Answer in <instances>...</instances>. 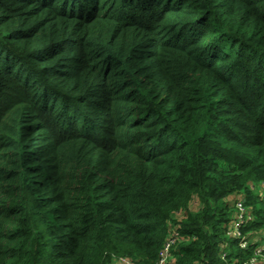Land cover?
I'll return each mask as SVG.
<instances>
[{
	"label": "trees",
	"instance_id": "1",
	"mask_svg": "<svg viewBox=\"0 0 264 264\" xmlns=\"http://www.w3.org/2000/svg\"><path fill=\"white\" fill-rule=\"evenodd\" d=\"M262 246L264 0H0V264Z\"/></svg>",
	"mask_w": 264,
	"mask_h": 264
},
{
	"label": "built area",
	"instance_id": "2",
	"mask_svg": "<svg viewBox=\"0 0 264 264\" xmlns=\"http://www.w3.org/2000/svg\"><path fill=\"white\" fill-rule=\"evenodd\" d=\"M237 209H238L239 217H238V222L235 224L234 230H236V234L238 236L236 238L237 239H241V242H240V245H239L240 248L246 249L247 248V245H248V242L245 240L244 237L239 236V231L238 230H239V227L243 224V222L246 219V216L248 214H247L246 208L244 206H242L240 203L237 204ZM242 239H243V241H242ZM173 244H174V240H173V238H171L169 240V242L165 246L166 247L165 248V252H167V250ZM165 252L162 254V259L160 260V262L158 264H164L165 263L166 258H167ZM263 252H264V246L260 247L259 249L257 248L256 251H255L254 257L251 258L249 261L244 262L243 264H258L259 263V260H261L262 263H263L264 262ZM259 257H260V259H259ZM116 264H132V263L129 262L128 260H126V259H120L118 262H116Z\"/></svg>",
	"mask_w": 264,
	"mask_h": 264
}]
</instances>
